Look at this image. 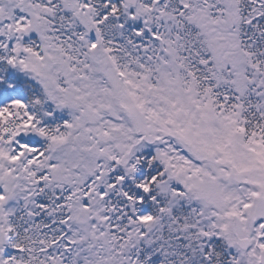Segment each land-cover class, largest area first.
Masks as SVG:
<instances>
[{
  "label": "snow or ice",
  "instance_id": "snow-or-ice-1",
  "mask_svg": "<svg viewBox=\"0 0 264 264\" xmlns=\"http://www.w3.org/2000/svg\"><path fill=\"white\" fill-rule=\"evenodd\" d=\"M0 264H264V0H0Z\"/></svg>",
  "mask_w": 264,
  "mask_h": 264
}]
</instances>
